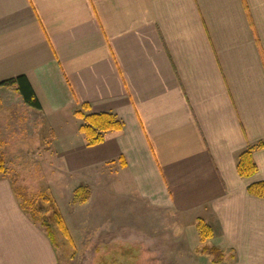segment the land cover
I'll list each match as a JSON object with an SVG mask.
<instances>
[{
    "label": "crops",
    "instance_id": "0c3cea01",
    "mask_svg": "<svg viewBox=\"0 0 264 264\" xmlns=\"http://www.w3.org/2000/svg\"><path fill=\"white\" fill-rule=\"evenodd\" d=\"M19 74L47 119L83 103L117 115L121 130L70 157L111 165L119 194L202 213L224 252L203 264H264V199L247 192L264 146L253 176L236 168L264 143V0H0V78ZM0 264H57L1 176Z\"/></svg>",
    "mask_w": 264,
    "mask_h": 264
},
{
    "label": "rangeland",
    "instance_id": "374dc122",
    "mask_svg": "<svg viewBox=\"0 0 264 264\" xmlns=\"http://www.w3.org/2000/svg\"><path fill=\"white\" fill-rule=\"evenodd\" d=\"M9 91L0 92L6 160L0 176L9 179L16 174L18 184L38 194L39 218L33 221L45 231L42 223L49 224L57 264H203L207 258L211 262L201 249L219 245L222 239L217 228L215 241L213 236H201V222L211 226L202 213L164 209L138 195L117 193L111 165L79 166L74 163L78 157H70V150L84 138L78 129L82 121L74 113L47 119ZM79 185L89 187L85 203L73 201ZM54 212L62 216L70 238L58 228Z\"/></svg>",
    "mask_w": 264,
    "mask_h": 264
},
{
    "label": "trees",
    "instance_id": "16d2710c",
    "mask_svg": "<svg viewBox=\"0 0 264 264\" xmlns=\"http://www.w3.org/2000/svg\"><path fill=\"white\" fill-rule=\"evenodd\" d=\"M0 86H8L13 88L20 96L22 101L37 110H41V104L37 98L34 90L32 89L27 77L24 74H19L15 77L4 79L0 81ZM2 103L0 101V109H2ZM90 106L87 103H83L81 107L74 111V115L82 122L79 125V131L83 134L85 145L87 147L97 145L101 143L105 134L109 131H118L123 127L122 121L112 112H89ZM0 125V174H3L6 170V160L3 151L4 141L2 138ZM263 142H257L255 144L248 145L243 149L236 158V168L239 176L251 177L257 172V165L253 160L252 152L255 149L262 148ZM10 182L13 192L19 200L21 209L27 213L34 221L39 218V211L35 205L37 193L31 192L26 185L17 183V176H11ZM247 192L250 195L264 199V180L256 181L247 186ZM90 190L87 185H79L73 191V201L79 203H85L89 200ZM53 219L57 224L61 232L68 238L70 235L66 224L59 212L53 213ZM48 237L54 244V235L49 228V224L43 222ZM201 236L203 238H211L213 236L211 226L201 222ZM55 245V244H54ZM202 253L210 255L211 263H221L224 260V252L217 246H204Z\"/></svg>",
    "mask_w": 264,
    "mask_h": 264
}]
</instances>
